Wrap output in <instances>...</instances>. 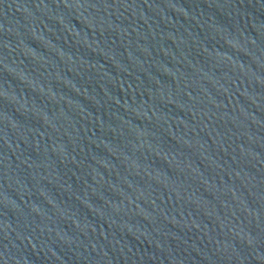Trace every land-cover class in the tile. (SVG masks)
<instances>
[{"label": "water", "instance_id": "1", "mask_svg": "<svg viewBox=\"0 0 264 264\" xmlns=\"http://www.w3.org/2000/svg\"><path fill=\"white\" fill-rule=\"evenodd\" d=\"M0 264H264V0H0Z\"/></svg>", "mask_w": 264, "mask_h": 264}]
</instances>
